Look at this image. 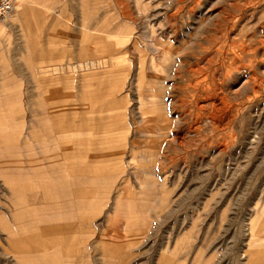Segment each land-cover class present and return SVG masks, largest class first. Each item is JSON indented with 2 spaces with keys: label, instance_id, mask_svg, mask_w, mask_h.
Masks as SVG:
<instances>
[{
  "label": "rangeland",
  "instance_id": "obj_1",
  "mask_svg": "<svg viewBox=\"0 0 264 264\" xmlns=\"http://www.w3.org/2000/svg\"><path fill=\"white\" fill-rule=\"evenodd\" d=\"M60 6L0 23V264H264V0Z\"/></svg>",
  "mask_w": 264,
  "mask_h": 264
},
{
  "label": "crops",
  "instance_id": "obj_2",
  "mask_svg": "<svg viewBox=\"0 0 264 264\" xmlns=\"http://www.w3.org/2000/svg\"><path fill=\"white\" fill-rule=\"evenodd\" d=\"M60 3L61 0H23V3L19 2L14 8L12 17L18 20L17 25L6 27V31L11 39H15V43L11 45L15 47L14 53L19 59L35 54L40 56V63L53 60L52 56H48L41 61V57L47 55L52 46L53 35L51 34L58 20L64 21L68 13V9L60 6ZM109 245L103 242L104 247ZM106 249L104 251L106 255L115 252L114 248H111L109 252Z\"/></svg>",
  "mask_w": 264,
  "mask_h": 264
},
{
  "label": "built area",
  "instance_id": "obj_3",
  "mask_svg": "<svg viewBox=\"0 0 264 264\" xmlns=\"http://www.w3.org/2000/svg\"><path fill=\"white\" fill-rule=\"evenodd\" d=\"M19 0H0V23L6 21L13 13Z\"/></svg>",
  "mask_w": 264,
  "mask_h": 264
},
{
  "label": "bare ground",
  "instance_id": "obj_4",
  "mask_svg": "<svg viewBox=\"0 0 264 264\" xmlns=\"http://www.w3.org/2000/svg\"><path fill=\"white\" fill-rule=\"evenodd\" d=\"M171 42V41H170ZM229 120V119H228ZM232 120V118L230 119V121Z\"/></svg>",
  "mask_w": 264,
  "mask_h": 264
}]
</instances>
